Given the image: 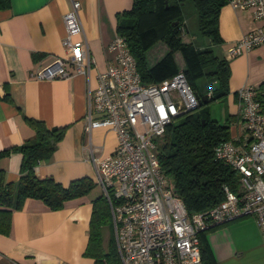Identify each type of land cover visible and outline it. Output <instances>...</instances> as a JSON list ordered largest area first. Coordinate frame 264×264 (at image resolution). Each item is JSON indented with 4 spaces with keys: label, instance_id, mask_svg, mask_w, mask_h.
I'll list each match as a JSON object with an SVG mask.
<instances>
[{
    "label": "crops",
    "instance_id": "crops-1",
    "mask_svg": "<svg viewBox=\"0 0 264 264\" xmlns=\"http://www.w3.org/2000/svg\"><path fill=\"white\" fill-rule=\"evenodd\" d=\"M78 1L83 35L94 60L89 84L95 87L97 72L114 63L109 44L117 34V24L127 19L122 13L132 7L133 0ZM69 8L70 0H9V6L0 9V95L8 93V98L0 99V150L35 140L28 119L42 120L48 127L65 126L51 155L35 166L38 177L51 176L64 186L83 177L93 181L90 149L94 156L104 158L116 145L112 130L86 129L88 79L83 74L72 71L70 77L54 80L33 76L38 67L65 55L63 14ZM260 24L264 22L254 20L252 9L224 4L218 19L221 40L212 45L214 53L225 57L230 44ZM186 39L202 46L194 35ZM227 60L231 124L238 112L236 91L246 84L264 82V45ZM66 67L73 70L69 64ZM22 158L18 149L0 157L7 181L18 180ZM93 183L102 194L101 187ZM91 191L57 210L39 199L27 198L20 209L12 211L9 231L0 232V264H94L83 255L95 198ZM200 240L202 264H264V231L253 216L211 225L199 233Z\"/></svg>",
    "mask_w": 264,
    "mask_h": 264
},
{
    "label": "built area",
    "instance_id": "built-area-1",
    "mask_svg": "<svg viewBox=\"0 0 264 264\" xmlns=\"http://www.w3.org/2000/svg\"><path fill=\"white\" fill-rule=\"evenodd\" d=\"M233 7L252 9L264 22V0H227ZM80 2L70 0L63 14L64 56L38 67V80L67 78L72 71L88 79L86 129L105 127L116 136L114 151L98 158L90 149L93 181L107 200L120 264H202L198 233L211 225L253 216L264 231V110L254 98L255 86L236 93L238 112L230 124V138L213 148L214 158L239 173L240 191L224 186V198L206 210L188 215L172 180L159 167L157 140L166 126L200 102L184 71L158 82L145 83L123 36L109 44L114 63L96 74L79 17ZM82 34L81 38H76ZM264 45V24L257 25L226 48L225 58ZM69 64L73 70L68 69ZM210 95V92H208Z\"/></svg>",
    "mask_w": 264,
    "mask_h": 264
},
{
    "label": "trees",
    "instance_id": "trees-1",
    "mask_svg": "<svg viewBox=\"0 0 264 264\" xmlns=\"http://www.w3.org/2000/svg\"><path fill=\"white\" fill-rule=\"evenodd\" d=\"M191 1L202 37L200 47L196 46L194 40L185 38L189 32L185 0H133L132 7L122 13L127 19H122L116 30L126 40L143 82H158L176 73L178 66L174 54L179 52L184 61L183 71L188 83L198 98L206 95L208 103L228 94L229 61L216 55L212 48L213 44L221 40L218 30L219 12L227 0ZM8 6L9 0H0V9ZM205 37L210 41L209 45H206ZM158 42H162L167 51L150 66L146 52ZM201 77L207 78L209 85L203 95L197 88V80ZM254 89V98L259 102L261 110H264V82ZM6 98L7 92L0 95V99ZM28 122L35 131V140L0 150V157L15 149L23 155L20 176L16 182L7 181L5 171L0 168L1 233L9 231L12 211L20 209L27 198L39 199L48 208L57 210L66 201L87 194L94 186L88 177L74 179L67 186L51 176L38 177L35 166L51 155L66 127H48L38 119H28ZM228 122L220 124L193 109L168 124L164 134L157 140L159 167L172 180L174 190L182 199L188 215L220 202L224 198L225 185L235 192L240 191L239 173L216 160L213 154V148L219 141L230 138V120ZM104 226L108 227L110 234L107 251L102 246ZM200 242L203 261V246ZM83 255L92 258L94 264H120L110 209L103 194L92 200L88 241Z\"/></svg>",
    "mask_w": 264,
    "mask_h": 264
},
{
    "label": "rangeland",
    "instance_id": "rangeland-1",
    "mask_svg": "<svg viewBox=\"0 0 264 264\" xmlns=\"http://www.w3.org/2000/svg\"><path fill=\"white\" fill-rule=\"evenodd\" d=\"M185 15L188 21L189 32L185 34V38L194 34L197 37L198 41H202V37L198 31L197 23H196V13L194 10V6L191 0H185ZM167 51V47L162 43H155L147 52L146 57L151 65L156 63V59L163 55V53ZM175 62L178 66V70L184 69V61L179 52L174 54ZM197 88L201 95L205 93L206 89H209V85L207 83V78L201 77L197 80ZM196 111L201 114H206L209 118L215 119L220 124H228V120L230 118L229 108L227 104V95L216 98L208 103L203 104L196 108ZM100 193V188L97 185H94L91 191V194L94 197H97ZM109 229L107 226L102 228V246L104 250H108L109 244Z\"/></svg>",
    "mask_w": 264,
    "mask_h": 264
},
{
    "label": "water",
    "instance_id": "water-1",
    "mask_svg": "<svg viewBox=\"0 0 264 264\" xmlns=\"http://www.w3.org/2000/svg\"><path fill=\"white\" fill-rule=\"evenodd\" d=\"M206 45L210 44V41L207 39V37L204 38ZM199 102L201 103H206L207 102V97L206 95H203L202 97H199Z\"/></svg>",
    "mask_w": 264,
    "mask_h": 264
}]
</instances>
